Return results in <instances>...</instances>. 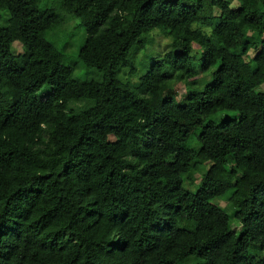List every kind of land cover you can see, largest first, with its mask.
Returning <instances> with one entry per match:
<instances>
[{
	"label": "trees",
	"instance_id": "obj_1",
	"mask_svg": "<svg viewBox=\"0 0 264 264\" xmlns=\"http://www.w3.org/2000/svg\"><path fill=\"white\" fill-rule=\"evenodd\" d=\"M233 1L56 0L82 80L25 30L42 0H0V264H264V0Z\"/></svg>",
	"mask_w": 264,
	"mask_h": 264
},
{
	"label": "rangeland",
	"instance_id": "obj_2",
	"mask_svg": "<svg viewBox=\"0 0 264 264\" xmlns=\"http://www.w3.org/2000/svg\"><path fill=\"white\" fill-rule=\"evenodd\" d=\"M232 7H237L238 2L234 0ZM43 10L34 14L24 20V27L28 33L31 32H47V37L59 48L65 49L67 54L72 55V60L78 62V65L74 68L73 76L78 79H98L101 75L96 69L89 68L83 62L78 59V51L84 44L86 38V30L80 25L78 19L74 18L70 13L61 9L56 0H42ZM215 14H219V10L215 9ZM6 16V13L4 14ZM2 21H0V24ZM195 26H201V24H195ZM172 39L166 35L163 29L155 28L146 35L145 46L136 54L135 58V74L129 75L127 68H122L120 71V78L123 80L136 81L148 68L154 57H158L159 54L164 53L169 47ZM15 53L21 51V45L19 41L13 43L12 46ZM192 55L195 56L196 63L201 62L202 51L198 44H193ZM253 56L251 51L249 58ZM203 78L200 74L198 79ZM177 91L179 93L178 99L186 93V86L180 82L177 84ZM234 114L232 111H221L216 116L217 119L225 118ZM118 130H115L111 135V139H114ZM195 140L191 138L188 140L189 146L194 144ZM187 145V143H186ZM195 184L200 180V174L194 175ZM222 205H226V201L218 200ZM240 228V227H239Z\"/></svg>",
	"mask_w": 264,
	"mask_h": 264
}]
</instances>
